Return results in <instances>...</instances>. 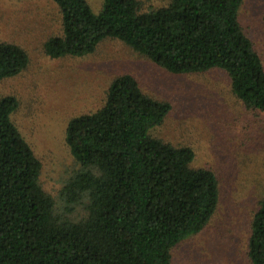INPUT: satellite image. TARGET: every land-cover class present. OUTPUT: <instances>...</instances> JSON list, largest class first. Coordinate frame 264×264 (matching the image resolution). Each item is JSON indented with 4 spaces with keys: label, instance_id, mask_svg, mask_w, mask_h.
Instances as JSON below:
<instances>
[{
    "label": "trees",
    "instance_id": "16d2710c",
    "mask_svg": "<svg viewBox=\"0 0 264 264\" xmlns=\"http://www.w3.org/2000/svg\"><path fill=\"white\" fill-rule=\"evenodd\" d=\"M61 34L44 44L51 58L81 57L106 39L122 42L173 74L222 70L243 105L264 114V66L244 34V0H52ZM28 56L0 43V80L20 73ZM14 97L0 99V264H171V250L198 234L218 206V182L195 167L189 147L151 135L170 111L129 74L115 78L103 106L71 119L66 143L80 169L61 195L70 211L87 199V217L56 212L39 184L41 164L14 126ZM247 256L264 264V199L250 225Z\"/></svg>",
    "mask_w": 264,
    "mask_h": 264
},
{
    "label": "rangeland",
    "instance_id": "374dc122",
    "mask_svg": "<svg viewBox=\"0 0 264 264\" xmlns=\"http://www.w3.org/2000/svg\"><path fill=\"white\" fill-rule=\"evenodd\" d=\"M85 1L100 11L103 0ZM139 1L148 8L167 0ZM239 21L264 66V0H244ZM60 34L61 16L52 0H0V43L14 44L28 56L20 73L0 80V99L17 101L11 120L41 164L39 184L56 212L72 221L87 217V199L67 211L61 195L80 169L65 140L69 121L100 109L110 83L129 74L144 94L170 106L151 135L191 148L194 166L210 169L218 182L214 215L171 250V264H251L250 225L264 199V114L234 96L222 70L173 74L114 39L89 55L51 58L44 44Z\"/></svg>",
    "mask_w": 264,
    "mask_h": 264
}]
</instances>
